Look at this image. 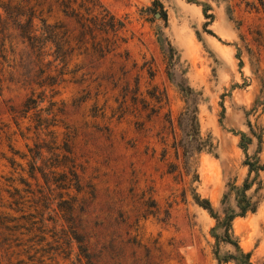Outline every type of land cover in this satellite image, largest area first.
<instances>
[{"label": "rangeland", "instance_id": "obj_1", "mask_svg": "<svg viewBox=\"0 0 264 264\" xmlns=\"http://www.w3.org/2000/svg\"><path fill=\"white\" fill-rule=\"evenodd\" d=\"M96 1L120 23L117 36L82 35L54 8L48 23L73 47L66 59L36 55L0 10V213L10 221L0 264L85 263L68 233L91 264H217L214 221L194 196L219 210L229 185H242L247 123L262 133L264 164V105L253 109L264 103V0ZM187 106L211 144L188 168ZM258 179L256 212L232 225L252 264H264V172Z\"/></svg>", "mask_w": 264, "mask_h": 264}, {"label": "trees", "instance_id": "obj_2", "mask_svg": "<svg viewBox=\"0 0 264 264\" xmlns=\"http://www.w3.org/2000/svg\"><path fill=\"white\" fill-rule=\"evenodd\" d=\"M46 8L48 14L45 15ZM54 8L65 17L73 19L82 28V35L85 33L92 35L94 32L92 28L99 32L112 31L115 36L119 31L118 26L120 23L115 22L114 18L96 0H0V10L7 16L6 23H10L19 33L18 35L29 43L36 55L42 56L47 51L66 59L67 55L72 52L73 47L68 45L69 35L66 36L67 31L61 24L55 23L52 25L48 23V19L53 16ZM105 48L101 45L98 47L101 54L109 49V47ZM261 93H264V91L262 90ZM258 105L263 106L264 103H260V100L256 101L253 109H256ZM223 110L222 107L221 117H223ZM196 111V108L191 109L187 106L179 117V123L183 120L188 123V127L183 130L185 134L181 145L184 164L187 168L191 166L192 159L196 154L211 147L209 142L203 141L199 137ZM247 128L250 136L243 132L237 134L240 138L239 148L245 156L243 165L247 168L248 173L242 185H229L228 192L221 199L219 210L214 209L209 200L194 196L195 203L205 210L214 221V226L210 229V236L214 240L213 256L217 264H252L250 254L240 248L232 228L236 218L244 217L247 213L256 212L258 201L249 192L254 186H256L254 189L255 194L262 188V183L258 179V174L264 172V164L259 156L262 152V133L256 134L250 123H247ZM252 138L256 140V150L254 156L250 157L247 150L248 146L253 144ZM62 168H60L62 174L64 176L68 175L66 168ZM70 176L74 178L75 182V179H77L76 173L72 171ZM66 179L67 186L71 185V178L67 177ZM65 189H68V187ZM22 198L18 197V199ZM21 201L23 199L19 202ZM21 205H23L22 202ZM0 215L3 216L0 218V228H6L10 221H8L5 214L0 213ZM24 225L28 228L33 227L30 221H26ZM29 230L32 233V229ZM66 236L68 244L71 243V240H74L80 256L85 259V263H82V259L79 258V264H91L84 240L80 239L75 233H68ZM223 247L228 249L223 250Z\"/></svg>", "mask_w": 264, "mask_h": 264}, {"label": "water", "instance_id": "obj_3", "mask_svg": "<svg viewBox=\"0 0 264 264\" xmlns=\"http://www.w3.org/2000/svg\"><path fill=\"white\" fill-rule=\"evenodd\" d=\"M155 16H156V17H158L159 15H158V14H156Z\"/></svg>", "mask_w": 264, "mask_h": 264}]
</instances>
